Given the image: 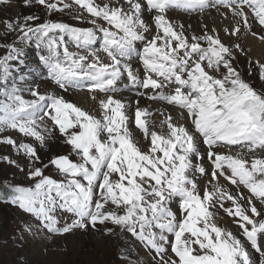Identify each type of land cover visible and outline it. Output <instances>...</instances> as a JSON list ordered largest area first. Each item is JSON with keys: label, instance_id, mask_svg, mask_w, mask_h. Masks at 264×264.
<instances>
[{"label": "snow or ice", "instance_id": "1", "mask_svg": "<svg viewBox=\"0 0 264 264\" xmlns=\"http://www.w3.org/2000/svg\"><path fill=\"white\" fill-rule=\"evenodd\" d=\"M23 3L49 16L67 11L90 25L36 23L33 15L0 21L6 34H16L0 58V144L23 153L31 182L9 184L3 202L33 219L36 227L24 231L49 239L76 231L109 238L127 233L144 243L155 264H264V91L235 64L248 57L241 35L264 41L252 31H264V0ZM212 9L221 27L202 24L191 35V25L169 17L175 10L203 15ZM17 42L34 43L47 79L59 92L84 93L93 111L39 85L25 98L9 83L10 62L21 57ZM248 59L264 82V63ZM125 79L124 88L136 89L147 106L137 99L133 110L116 95ZM56 132L70 151L44 163L35 145L45 147ZM2 159L25 172L10 157ZM49 167L59 178L45 174ZM220 210L235 232L217 222Z\"/></svg>", "mask_w": 264, "mask_h": 264}, {"label": "rangeland", "instance_id": "2", "mask_svg": "<svg viewBox=\"0 0 264 264\" xmlns=\"http://www.w3.org/2000/svg\"><path fill=\"white\" fill-rule=\"evenodd\" d=\"M18 1V5L23 4V0ZM18 5L14 4V6ZM221 11H223V9H221ZM8 12L9 7L5 8L0 6V18H7L9 15ZM175 12L177 11L175 10ZM179 12L184 13L183 10H179ZM28 15L38 16L40 19L36 21V23H42L46 19H52L79 27L90 26L85 20L74 19V16L69 15L67 11L63 14L54 13L49 16L43 7L34 3L30 7H25L23 5L20 9H17V17H20L21 21L24 16ZM200 20L192 22L196 28L191 25L192 23L189 24L191 25L190 29H188L189 25L185 26V28L191 33L193 31L199 33L202 24L208 23L206 25L211 29L214 26L218 28L221 27L222 23L220 21L217 23L213 21V19L210 20V18H201ZM252 31L256 32L258 36L264 35V31L258 26H254ZM220 34L221 36L224 35L222 31ZM15 35L16 34L13 33L7 40H4L2 35H0V58L8 54L6 45L15 40ZM248 36L254 37L251 34H248ZM246 37L247 35H241L239 43L248 52V57H251L253 61L259 60L264 63V58L259 56L255 57L251 54V50L246 43ZM254 38L264 43V41H261L259 38ZM16 46L22 50L20 58H22L25 63L30 64V66L39 63V58L35 60L27 59V57H30L31 53L41 54L40 50L36 49L34 43L29 44L25 42L20 44L17 42ZM248 57L240 55L235 62L236 67L245 81L249 82L257 91H264V82L258 79V69L254 64L250 65ZM18 61L19 60H17V62ZM26 70L28 73L32 74L29 72L30 68ZM249 73H251V75ZM24 74L25 73L21 71L17 72V70H13L9 83L14 82L20 87L25 80V77H23ZM35 80L50 81L47 79V75L43 73L36 77ZM26 98H31L29 93L26 95ZM0 99H2V97H0ZM13 134L16 136L18 135L15 132H13ZM18 137L20 141L25 140L26 142L33 143L30 138L20 137L19 135ZM35 146L37 147L41 161L44 163H47L48 160L54 156L67 155L70 151L69 146L63 143V139L59 136L58 132L54 133L52 138L47 139L45 147L41 148L38 144ZM3 147L9 149L7 155H12L11 159L15 160L18 165L24 167L25 172H20L18 167L9 165L2 159V157L7 156L3 155L1 151ZM71 158L74 160L76 159L74 155ZM204 163L207 165L206 160ZM28 166V161L23 153H17L10 146L0 144V191L2 190L3 193H5L9 184L29 186L31 182L26 176ZM45 174L54 178H59L56 170L52 167L46 169ZM222 183L224 182L222 181ZM230 190L234 193L237 191L234 187H230ZM239 191H244L246 194V190L242 188L239 189ZM171 208L173 211H178V204L175 200L172 202ZM217 215L223 216L230 223L231 227L235 229V226L231 223V218L227 217L222 210H220ZM28 224H31L34 228L36 227L35 222L30 216L20 211L17 207L4 203L3 197H0V264H155L152 259V253L148 251L144 243L130 237L127 233L118 234L117 236L109 238L101 237L99 233H94L91 230L87 233L76 231L73 234H66L64 236H57L49 239L48 236L42 232H25L24 229Z\"/></svg>", "mask_w": 264, "mask_h": 264}, {"label": "bare ground", "instance_id": "3", "mask_svg": "<svg viewBox=\"0 0 264 264\" xmlns=\"http://www.w3.org/2000/svg\"><path fill=\"white\" fill-rule=\"evenodd\" d=\"M18 3H19L18 0H11V6L9 7V12H8L9 15L7 16V18L15 19L17 17V9H20V7L24 5V3L21 4V5L20 4L18 5ZM14 4H17L18 6H14ZM176 11L177 12L171 11L169 13V17H170V19L173 22H175L178 25L182 23L184 26H188L190 23H192L194 21L196 22V20H200L201 18H204V19L210 18V20L213 19V21H216L217 23L219 21L221 22V20L218 17V15H217L215 10H211L210 13L206 12L203 15H201L199 13L186 14L185 12L184 13L179 12V10H176ZM4 19L5 18L2 17V18H0V21H3ZM206 24H208V23H206ZM191 25H193V23ZM193 27H195V25H193ZM190 31H193V30H190ZM188 34L191 35V32H189V30H188ZM0 35H2V38H4V40H7V38L10 35H13V34H10V35L6 34V32H5L4 28H3V25L0 24ZM150 35H151V33H149V36ZM246 38H247L246 43H247V46H249V48L251 50V54L253 56H255V57L259 56V57L264 58V43L263 42H259L254 37H251V36H248V35H247ZM140 47L142 48L143 45L140 44ZM39 56H40V54H38V53H34V54L31 53L30 57H27V59L35 60V59H38ZM10 63L13 66V70L14 71L17 70V72L21 71V72L25 73L24 76H23V77H25V80L23 78V80H24L23 81V85L20 86V88L23 87L21 89L24 90L23 91V95H24L25 98H26V95L29 93L27 91V89L29 87H34L36 85H39V88H40L41 92L55 90L59 94L63 95L66 100H68L70 102H73V103L77 104L78 106L84 107L85 109H87L89 111H93V107L89 103V101H88V99H87V97H86V95L84 93L78 92V91H75V90L69 91L67 93H63V92H59V90L55 88V85L51 81H48V80H44V81H42V80L39 81L38 80V81H36L35 78L38 77L39 75H41L42 73L47 75V70L43 66V64L40 61V59H39V63H37L35 65H31V66H30V64L25 63L22 58H20V60L18 62L17 61H11ZM136 66H138V62H134V67H136ZM28 68H30L29 72H31L32 74L27 72L26 69H28ZM123 83H126V79L120 84V89L121 90L116 95L119 98H122L126 102H128L131 105V108L133 110L135 108V101L137 99H140V106L141 107H145V106H147L150 103L149 101H147L143 97H140L138 95V91L136 89L124 88ZM140 91H143V90L141 89ZM131 114L132 113L130 111L129 115H131ZM173 114L175 115V113H173ZM153 119L158 121L160 119V117L154 115ZM130 129L133 131V134L137 137V139L142 141V135L139 133V131L137 129H135L134 123L130 125ZM7 135H11L14 138H16L18 141H20L18 135L16 136L15 134H13V132H9V134H7ZM5 148L3 147L2 150H1L3 152V155H7V153L9 152V149H5ZM236 150L239 151V149H236ZM8 157L12 158V155H10ZM200 182H201V184L206 183V181L203 180V179ZM216 219H217V222L220 225L227 226L232 231L235 232V229H233L231 227L230 223L223 216L217 215Z\"/></svg>", "mask_w": 264, "mask_h": 264}, {"label": "trees", "instance_id": "4", "mask_svg": "<svg viewBox=\"0 0 264 264\" xmlns=\"http://www.w3.org/2000/svg\"><path fill=\"white\" fill-rule=\"evenodd\" d=\"M4 196V193H3V191L1 190L0 191V197H3Z\"/></svg>", "mask_w": 264, "mask_h": 264}]
</instances>
